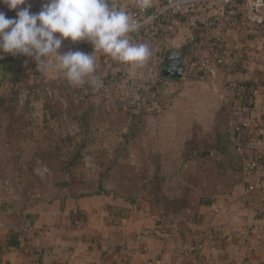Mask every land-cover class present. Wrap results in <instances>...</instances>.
I'll use <instances>...</instances> for the list:
<instances>
[{
  "label": "rangeland",
  "instance_id": "1",
  "mask_svg": "<svg viewBox=\"0 0 264 264\" xmlns=\"http://www.w3.org/2000/svg\"><path fill=\"white\" fill-rule=\"evenodd\" d=\"M0 11L15 18L3 4ZM8 57L20 63H0V218H20L40 202L97 193L145 201L185 197L197 206L239 181L238 171L230 170L240 160L225 81L214 89L192 70L173 81L145 69L143 80L127 89L137 97L124 94L108 104L61 74L50 81L31 57L0 53V62ZM107 65L111 74L113 65ZM34 84L45 95L30 94ZM52 114L57 117L47 121ZM131 129L134 136L126 140ZM156 186L160 190L152 191Z\"/></svg>",
  "mask_w": 264,
  "mask_h": 264
},
{
  "label": "crops",
  "instance_id": "2",
  "mask_svg": "<svg viewBox=\"0 0 264 264\" xmlns=\"http://www.w3.org/2000/svg\"><path fill=\"white\" fill-rule=\"evenodd\" d=\"M152 5H155L153 0ZM27 6L36 13L41 10L42 3L28 0L26 5H21ZM4 7L7 9L6 5ZM209 12L206 21L218 20L221 23L220 29L228 46L242 55L243 65L234 70L222 69L213 83L208 77V82L202 83L215 89L223 81L228 86L231 81L264 80V32L255 39H247L241 24L231 27L221 11L211 8ZM12 13L15 17L16 11ZM244 15L245 11L240 22ZM212 33L200 35L197 47L192 46L191 38H198V35L185 26L179 28L167 46L160 39L148 40L146 44L150 55L138 68L125 66L103 52L97 53L94 58L100 71L96 69L94 75L101 72L110 76L104 68L112 64L115 68L109 66L111 71L124 70L131 79L139 78L142 81V71L153 69L158 74L164 67L166 53L183 49L188 51L184 59L185 67L192 70L188 66L190 61L205 53ZM45 62L52 65L54 58H45ZM159 62L162 64L160 69ZM134 69L138 74L132 71ZM192 71L201 73L197 69ZM45 74L52 81L59 78L61 73L49 67ZM150 78L146 82L151 83ZM85 83L75 87L82 88L87 94L90 81ZM112 90L115 100H119L124 90L119 86H112ZM231 110L238 128L234 131L238 135L234 140L238 152V141L242 138L247 151L264 164V136L258 134V127L264 123V95L255 99L250 112L236 114L233 107ZM249 128L255 131L251 140L243 137ZM262 177L264 168L254 177H240V182L232 189L220 192L215 200L196 210H185L180 215L170 217L168 225L163 228L165 239L154 235L164 221L161 211L149 201L124 199L108 193L40 202L26 210L20 218H0V264H148L149 260H156L158 264H264V214L260 215L242 200L247 185L255 184ZM108 207L129 210L128 218L118 225V220L110 215ZM210 232L211 236L208 235ZM181 241L187 245L191 241L200 245L196 258L177 249Z\"/></svg>",
  "mask_w": 264,
  "mask_h": 264
},
{
  "label": "built area",
  "instance_id": "3",
  "mask_svg": "<svg viewBox=\"0 0 264 264\" xmlns=\"http://www.w3.org/2000/svg\"><path fill=\"white\" fill-rule=\"evenodd\" d=\"M42 3V0H39ZM155 5H152L146 11L141 12L136 6V0L118 1L109 0L110 5H114L118 9L121 7L130 14H133L141 22L145 17H152V21L145 24L138 32L130 34V39L133 43H146L148 40L160 39L164 46H167L181 26L187 27L191 31H195L197 37L191 38L192 46L199 45V36L206 33H212V38L209 39L206 45V51L203 55L192 58L189 68L201 71L203 76L215 81L219 72L222 69L234 70L243 65L242 55L232 50L223 36L220 29L221 23L218 20L202 21V13L209 8H214L221 11L223 18L228 21L230 26L241 24L243 33L247 39L256 38L264 32V0H153ZM245 15L240 22L243 12ZM169 17L167 23H164L165 18ZM82 51L92 54L93 47L90 43L82 41L76 44L64 41L59 51ZM97 53H102L97 51ZM23 57V55H17ZM36 63V61H35ZM125 66H127L125 64ZM131 66V65H129ZM159 66V67H158ZM158 68L162 66L159 62ZM99 70V66L96 67ZM188 70V67H185ZM126 70V69H125ZM136 71V69H134ZM160 75V70L159 73ZM98 78L102 81V86L96 89L91 83L87 91L89 96H100L106 103H111L115 100L112 86H119L123 89V95L138 96L133 90H127L129 85L137 84V80L132 81L128 73L124 70L113 71L110 76H105L99 72ZM83 85H86L84 83ZM126 88V89H125ZM228 89L231 93L234 113L250 112L254 106V101L257 97L264 95V80L262 81H231L228 83ZM50 92V91H48ZM233 130H238L235 121L231 120ZM254 129L243 133L246 139H253ZM258 134L264 136V123L258 127ZM239 152L242 155V176L254 177L258 175L264 168V164L257 159L253 154L247 151L243 139L239 138ZM242 200L245 204L253 207L260 215L264 214V177L260 178L255 184H249L244 189ZM163 216V221H166ZM211 232L208 233L211 236ZM154 235L159 239H165L164 232L161 229H156ZM177 249L186 251L191 258H196L200 245L198 243H189L188 245L182 241L177 244ZM147 250L146 248L144 249ZM148 264H158L156 260H149Z\"/></svg>",
  "mask_w": 264,
  "mask_h": 264
},
{
  "label": "clouds",
  "instance_id": "4",
  "mask_svg": "<svg viewBox=\"0 0 264 264\" xmlns=\"http://www.w3.org/2000/svg\"><path fill=\"white\" fill-rule=\"evenodd\" d=\"M27 3L0 0L9 11H16L15 18L0 11V53L31 57L46 70L54 67L71 85L90 81L96 89L102 86L94 75L97 51L131 66H141L150 55L149 46L133 43L130 34L150 23L152 17L141 22L126 10L110 5L109 0H42L41 10L36 13L30 6L21 7ZM136 6L144 12L152 6V0H136ZM64 41L88 42L93 52L61 53ZM45 58H54V64L46 63ZM36 172L41 174V169Z\"/></svg>",
  "mask_w": 264,
  "mask_h": 264
},
{
  "label": "trees",
  "instance_id": "5",
  "mask_svg": "<svg viewBox=\"0 0 264 264\" xmlns=\"http://www.w3.org/2000/svg\"><path fill=\"white\" fill-rule=\"evenodd\" d=\"M168 20H169V17L165 18L164 23H167ZM0 63H20V59L17 57H8L6 59H3ZM39 85L40 84H34V85L29 86V89H28L29 93L36 96V97H41V95H45V93H46L45 88L43 89ZM56 117H57L56 114L55 115L52 114L49 117H47L46 120L50 122L51 120L55 119ZM133 136H134V129H131L130 132L125 135V139L129 140L130 138H133ZM237 154H238V159L240 160V166L239 167H236L234 162L231 160L230 161L228 160V162H231L234 164V165H231L230 170L234 169V170L238 171L239 181L237 183H239L240 177H242V155L238 151H237ZM201 156L205 158V157L209 156V153L204 152L201 154ZM237 164H239V161H237ZM221 165H223V164L221 163L220 166ZM237 183H235L234 185H236ZM234 185L231 187V189L234 187ZM144 189H145V187H144ZM159 190L160 189L158 186H156L152 189V191H159ZM220 192H225V191H217V192L211 194L210 196H204L203 198L200 199V202L197 206L192 205L193 203L185 197L175 198V199H169L166 197H162V198H158V199H154V200H146V201L151 202L154 206H156L161 211V214L166 217L167 220L162 223V226H160V229L163 231L164 230L163 228L168 225V222L170 221V217L180 215L185 210H196L201 205L215 200L216 196ZM103 194H106V193H97V194H93V195H103ZM88 196H92V195H88ZM88 196H79V197H75V198L88 197ZM122 198L132 199L133 197H122ZM108 210L110 211V215L114 216L116 218V220H118V223H117L118 225H122L123 221L126 220L128 218V215H129V210H127V209L108 207ZM163 232L166 233L165 231H163Z\"/></svg>",
  "mask_w": 264,
  "mask_h": 264
},
{
  "label": "water",
  "instance_id": "6",
  "mask_svg": "<svg viewBox=\"0 0 264 264\" xmlns=\"http://www.w3.org/2000/svg\"><path fill=\"white\" fill-rule=\"evenodd\" d=\"M188 54L187 49L182 51L170 50L165 55L164 67L161 71L163 78L171 80H181L185 75L184 59Z\"/></svg>",
  "mask_w": 264,
  "mask_h": 264
}]
</instances>
